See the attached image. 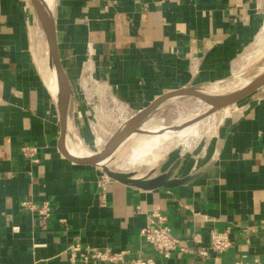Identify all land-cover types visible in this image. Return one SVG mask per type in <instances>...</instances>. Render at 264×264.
<instances>
[{
    "label": "crops",
    "instance_id": "obj_1",
    "mask_svg": "<svg viewBox=\"0 0 264 264\" xmlns=\"http://www.w3.org/2000/svg\"><path fill=\"white\" fill-rule=\"evenodd\" d=\"M257 1L55 0L57 52L70 105L81 101L82 90L64 62L83 65L91 57L98 80L135 108L185 82L192 64L227 69L245 42ZM32 11L28 0H0V264H70L66 250L76 240L141 252L155 264H202L197 248L210 245L212 231L228 229L234 244L216 264H233L242 255L264 264V85L232 106L210 161L170 166L164 159L147 178L184 183L143 190L112 180L102 190L103 170L60 151L58 107L33 53ZM23 145L39 148L40 163L22 156ZM26 201L51 202L47 224L22 206ZM154 212L167 218L186 252L165 259L144 242L140 232Z\"/></svg>",
    "mask_w": 264,
    "mask_h": 264
},
{
    "label": "bare ground",
    "instance_id": "obj_2",
    "mask_svg": "<svg viewBox=\"0 0 264 264\" xmlns=\"http://www.w3.org/2000/svg\"><path fill=\"white\" fill-rule=\"evenodd\" d=\"M28 1L35 13L41 30V24L44 23L48 32L45 38V57H37L35 55V58L43 80L54 102L57 104L60 122L61 118L64 119L65 133L59 143L60 151L74 163L91 164L129 181L146 180L153 174L158 173L156 164L166 157L172 147H182L183 152L189 151L198 144L201 135V122L198 121L191 123L189 120L178 118L176 121L174 120L175 123L171 126H165L162 123H147L149 120H146L145 117L159 103L164 100L174 101L181 96H191L197 100H204L212 109L226 108L223 117L219 121L220 124L228 116L233 105L243 101L253 89L264 85V70H261L262 72H258L259 74H256L252 78H239V72L248 65H246L247 62L249 63L253 57L256 58L258 55L257 60H260L264 56L263 26L253 43L239 57L238 61L235 62L234 68L229 71L230 75L237 80L232 84L229 83L228 88H226L227 86L225 88L212 86L201 93L192 91L191 89L175 91V93H170V95L157 98L147 108L139 110L136 115L130 117L124 115L126 108L123 106L120 107L119 105L120 112L118 113L122 118L120 117L121 122L118 131L106 142L104 149H100L102 139L99 135L100 133L98 134L97 132L94 142L95 147L87 148L82 142L83 140L81 141L80 138L76 137L71 130V119L67 115V107L70 106L69 103L72 99L71 87L61 66L53 57V55H56L55 52H57L54 19L55 0ZM43 36L45 37L44 33ZM84 69L86 73L93 70L91 57H88V60L84 62ZM227 105L232 106L228 107ZM208 129L209 132L212 131V127ZM118 153L119 158L117 160L123 161L117 165V169L130 172H122L111 168L110 164ZM144 167L150 168L145 174L142 172Z\"/></svg>",
    "mask_w": 264,
    "mask_h": 264
},
{
    "label": "rangeland",
    "instance_id": "obj_3",
    "mask_svg": "<svg viewBox=\"0 0 264 264\" xmlns=\"http://www.w3.org/2000/svg\"><path fill=\"white\" fill-rule=\"evenodd\" d=\"M31 13L34 16L33 25L34 32H36V38L34 37L35 42L33 43V53L37 57H45L44 52L46 50V32L42 24L41 30L35 13L33 11ZM247 24L249 28L248 35L245 37V42L235 51L231 61L232 64L228 66L227 69H212V71L203 69L202 67H200V65L192 64L189 67L190 74L185 82L179 81L175 82L174 84H170L167 90L172 92H166V94L164 93L159 97H164L165 95H170V93H175V91H182L183 89H191L192 91L201 93L202 91L207 90L212 86H219L223 88L227 86L226 88H228L230 84L237 80L228 72L234 68L235 62L238 61L239 57L242 56L246 49L253 43L260 29L264 26V0H258L253 6L251 17L248 20ZM43 33L45 37L43 36ZM258 56L256 58L253 57L249 63H246V65H248L239 72V78H252L253 76H256V74L258 75L264 70V56H262L260 60H257ZM60 57L59 59H61ZM64 66H66V71L70 75V81L75 86H80L79 88H81L82 90V96L80 97L81 101L79 102L78 100L77 104L75 105L74 100L72 104L67 108V115L72 121L74 134L76 135V137L80 138L81 141L83 140L82 142L87 148L95 147L94 142L97 136V132L98 134L100 133L99 135L102 139L100 149H104V145L106 144V142L112 137L115 132L118 131L121 122L120 120L122 118L118 113L120 112L119 105L120 107L123 106L126 108L124 110V115L129 117L136 115L139 109L147 108L149 106L146 104L139 108H135L127 105V103H122L120 100L115 98L111 87L106 84V82L104 83L101 82V80H98L99 78L96 76V72L94 70L86 73L84 64L82 65V62L76 65L70 61L68 63L64 62ZM87 76L88 78H86ZM99 90H101V92ZM208 105L209 104L204 100H197L195 98H192L191 96H181L174 101H162L145 117L146 120H149L147 123H162V125L165 126L173 125V123H175L178 118L189 120L191 123H193L194 121L201 122L200 124L202 129L198 144L191 150L184 152L182 151V147H172L166 157L162 159H165L166 164L170 163V166H173L177 165L179 161L184 162L185 160H189L192 165H198L200 163L205 164L210 161L214 138L216 137V134L219 133L220 128L222 127L221 125L223 121L220 124L219 121L223 117V113L226 108L212 109L210 108V105ZM232 105L227 106L229 107ZM232 109L233 108H231L230 112L232 111ZM209 127H212V131L210 132L208 129ZM213 130H215V132H213ZM211 133L213 136L211 135ZM83 138L86 140V142ZM118 158L119 153L116 154L114 160L110 164L111 168L114 170H118L117 165L122 163L123 161L117 160ZM162 160H160L156 164V166L158 164L160 165L163 162ZM148 169L150 168L144 167L142 172L146 173ZM175 170H177V167H175ZM118 171L130 172L124 170ZM103 172L106 173L105 170H103Z\"/></svg>",
    "mask_w": 264,
    "mask_h": 264
},
{
    "label": "built area",
    "instance_id": "obj_4",
    "mask_svg": "<svg viewBox=\"0 0 264 264\" xmlns=\"http://www.w3.org/2000/svg\"><path fill=\"white\" fill-rule=\"evenodd\" d=\"M93 71V70H92ZM22 156L31 164L40 163L39 148L33 145L21 146ZM113 179L104 173L99 182L100 188L106 190L107 184ZM104 204V200L102 201ZM22 206L32 214L37 215L45 225L53 215L52 204L45 201L42 204L23 202ZM153 220L141 230L140 235L144 242L165 259H170L176 252H186L182 241L178 238L167 223V218L157 212L152 213ZM230 229L223 232L212 231L210 233L211 243L209 246H200L196 250L197 256L202 259V264H216L219 256L227 253L234 244ZM200 243V240H197ZM70 255V264H155L152 258H146L141 252L135 253L131 250L115 251L112 248H96L84 245L80 240L70 244L66 250ZM215 258V259H214ZM233 264H262L258 257L246 255L235 258Z\"/></svg>",
    "mask_w": 264,
    "mask_h": 264
},
{
    "label": "water",
    "instance_id": "obj_5",
    "mask_svg": "<svg viewBox=\"0 0 264 264\" xmlns=\"http://www.w3.org/2000/svg\"><path fill=\"white\" fill-rule=\"evenodd\" d=\"M42 26H43V28L46 32V36H47L48 32L46 30V26L44 25V23H42ZM55 53H56V55H53L54 60L58 62V64L61 66L62 71H64L62 68V65L60 63L58 52H55ZM256 89H258V88L253 89L248 94H250L251 92H253ZM67 106H68V104H67ZM61 127H62V135L61 136L63 137L64 133H65V124H64V119H62V118H61ZM106 173L108 174V176H110V178H112L115 181L124 182V183H134L139 188H141L143 190H153V189H157V188H175V187H177L180 184L185 182V180H170L166 176H159L156 178L146 179V180L129 181V180H126V179H123V178H120V177L114 175L110 171H106Z\"/></svg>",
    "mask_w": 264,
    "mask_h": 264
}]
</instances>
